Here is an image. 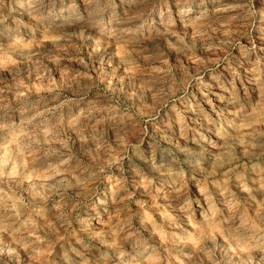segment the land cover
Here are the masks:
<instances>
[{
    "label": "rangeland",
    "instance_id": "obj_1",
    "mask_svg": "<svg viewBox=\"0 0 264 264\" xmlns=\"http://www.w3.org/2000/svg\"><path fill=\"white\" fill-rule=\"evenodd\" d=\"M0 264H264V0H0Z\"/></svg>",
    "mask_w": 264,
    "mask_h": 264
},
{
    "label": "bare ground",
    "instance_id": "obj_2",
    "mask_svg": "<svg viewBox=\"0 0 264 264\" xmlns=\"http://www.w3.org/2000/svg\"><path fill=\"white\" fill-rule=\"evenodd\" d=\"M189 12H188V10L184 13V15L185 16H189V14H188ZM181 18V17H180ZM179 18V19H180ZM183 18V17H182ZM188 18V17H187ZM183 20H186V19H183ZM188 20V19H187ZM89 21V20H88ZM121 24V23H120ZM212 91V90H211ZM212 93H213V96L217 99V104H223L222 102H221V99H218V96H217V91H215V90H213L212 91ZM225 104H227V103H225ZM227 105H223V107H226Z\"/></svg>",
    "mask_w": 264,
    "mask_h": 264
}]
</instances>
